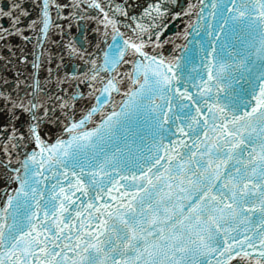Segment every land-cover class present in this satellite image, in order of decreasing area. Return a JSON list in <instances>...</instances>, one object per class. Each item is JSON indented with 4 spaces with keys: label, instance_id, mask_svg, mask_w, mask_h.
Returning <instances> with one entry per match:
<instances>
[{
    "label": "snow or ice",
    "instance_id": "obj_1",
    "mask_svg": "<svg viewBox=\"0 0 264 264\" xmlns=\"http://www.w3.org/2000/svg\"><path fill=\"white\" fill-rule=\"evenodd\" d=\"M176 3H148L124 25L130 33L113 18L129 16L126 4L110 0L113 17L100 0L87 5L98 15L74 13L102 29L95 54L66 44L85 69L57 77L72 89L55 98L60 114L38 96L0 92L10 121L17 109L28 117L26 131L5 125L6 170L9 142L32 145L0 201V264H264V0H198L183 55L165 56L156 20L196 7L170 12ZM52 6L64 7L42 0L40 37ZM6 7L0 16L19 33L28 12ZM46 123L60 130L51 143Z\"/></svg>",
    "mask_w": 264,
    "mask_h": 264
},
{
    "label": "water",
    "instance_id": "obj_2",
    "mask_svg": "<svg viewBox=\"0 0 264 264\" xmlns=\"http://www.w3.org/2000/svg\"><path fill=\"white\" fill-rule=\"evenodd\" d=\"M15 2L20 3L27 10L28 15L20 16V22L16 25L19 33L13 31L8 17L0 16V28H6L10 33L8 35L0 33V37H2L0 38V92L8 93L11 97L17 100L23 99L25 102L32 96H38L42 102L55 108L57 114H60V109L56 107L55 98L62 94L71 93L72 89L68 88L66 84H58L57 77H62L70 71H83L85 69L84 61L67 54L66 44L76 38L77 46L82 47L88 53L95 54L94 44L99 38V34L94 29L97 27L102 29V25H99L96 20L79 19L74 13L92 17L98 15V10L87 6L90 0H86L80 8L71 7L74 0H55L56 4H62L64 7L60 9L54 6L50 7L52 25H50L47 36L40 37L38 30L42 0H15ZM154 2L155 0H111V3L126 4L129 13L128 17H124L119 13H116L113 17L110 0H100L109 16L120 21L118 25L120 30L126 33H130V30L125 28L124 25L132 23L130 17L132 15L139 17L143 7ZM208 2L209 0H205V4ZM11 3H13V0H0V8L7 11L6 5ZM189 3L194 4L196 7L189 10L187 15H181L173 19L172 15L166 13L156 20V23L161 26V42L167 41L162 43V48L157 49V51H162L165 56L183 55L177 45L187 42L183 38L184 33L185 31H191L187 26L196 22V12L200 7L198 0H177L176 5H168L170 12H175L182 9L186 10ZM85 8H87V11L84 10ZM33 22H35L34 26L30 28L29 24H33ZM145 22H148L147 19ZM82 34L86 35L92 44L81 41ZM39 39L43 40L42 44L38 43ZM187 39L192 40L193 37L188 36ZM107 43H112L110 35L107 38ZM103 47L105 45L101 44V48ZM146 50L151 53V48H146ZM85 59H87V56H85ZM34 65L38 66L34 67ZM37 82L42 91L37 90L35 87ZM80 90H85L84 85L80 86ZM115 99L119 101L120 97L115 96ZM89 103H91L90 100L81 102L72 110L77 119L82 115V109L86 108ZM9 108L10 106H6L0 100V201L5 198L6 189L15 186L14 182L12 184L7 183L11 168L19 167V164L16 163L17 159L23 160L24 153L32 149V145L24 147L23 144L16 149H11V143L16 141L9 142L12 163L8 165L6 170L4 166L6 157L3 148L6 136L10 134L11 130L5 125L14 124L19 131L23 132L26 131L24 122L28 118L26 113H22L17 109L16 114L19 120L10 121ZM41 134L51 143L54 141L55 136L60 134V130L56 124L46 123L41 126Z\"/></svg>",
    "mask_w": 264,
    "mask_h": 264
}]
</instances>
